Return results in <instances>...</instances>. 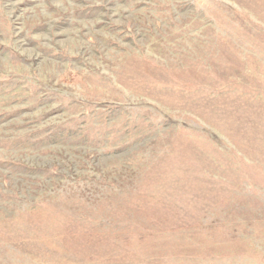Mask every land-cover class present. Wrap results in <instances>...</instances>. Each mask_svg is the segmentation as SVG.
<instances>
[{
    "label": "rangeland",
    "instance_id": "374dc122",
    "mask_svg": "<svg viewBox=\"0 0 264 264\" xmlns=\"http://www.w3.org/2000/svg\"><path fill=\"white\" fill-rule=\"evenodd\" d=\"M0 264H264V0H0Z\"/></svg>",
    "mask_w": 264,
    "mask_h": 264
}]
</instances>
